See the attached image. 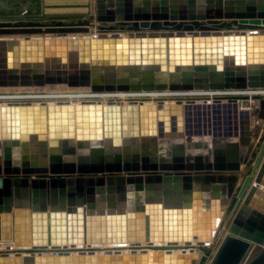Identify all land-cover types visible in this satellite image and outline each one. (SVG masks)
<instances>
[{
  "label": "water",
  "instance_id": "water-1",
  "mask_svg": "<svg viewBox=\"0 0 264 264\" xmlns=\"http://www.w3.org/2000/svg\"><path fill=\"white\" fill-rule=\"evenodd\" d=\"M93 7L96 31L111 35L0 23V92L264 87V0ZM254 99L250 110L235 100L0 104V240L25 248L0 264H264V97ZM126 243L140 252H116Z\"/></svg>",
  "mask_w": 264,
  "mask_h": 264
},
{
  "label": "bare ground",
  "instance_id": "bare-ground-1",
  "mask_svg": "<svg viewBox=\"0 0 264 264\" xmlns=\"http://www.w3.org/2000/svg\"><path fill=\"white\" fill-rule=\"evenodd\" d=\"M26 24V23H22ZM88 22H78L77 24L71 25H81V26H89ZM20 25V24H18ZM33 25H37L33 22ZM94 26L93 28L96 30ZM234 31H245L248 32L249 29L244 28L239 30L235 27ZM111 35V32L105 33H89V34H82L83 36H90V35ZM121 36H127V30L123 32H118ZM78 35H68L70 36H77L83 37ZM39 37V36H38ZM46 37H52L50 34H45L43 39ZM60 86V91H55ZM13 92L5 91L0 93V104L5 105L12 102H22V101H31L34 104L40 103H48V104H55V103H102L106 105H115L117 103H124V104H131V103H142V104H159V103H212L213 101H227V100H235L238 104L241 101L251 99L254 95H264V87L259 88H245V89H225V90H216V91H115V92H94L91 91L89 88H81V87H68L67 85H45L42 87H14L11 88ZM24 90V91H22ZM60 92V93H59ZM23 99V100H22ZM264 133V130H263ZM247 167H242V174L244 175L247 172ZM229 216H225L223 220V225L226 224L227 219ZM225 231V230H224ZM223 231V235L227 232ZM221 232V229H218L216 233ZM222 234V232H221ZM216 235V234H215ZM111 245L106 246H97V247H114ZM212 244H209L211 246ZM184 246V245H182ZM193 246V245H192ZM196 246V245H194ZM117 251L120 253H130V252H140L138 248L130 243L126 244H119L116 246ZM24 247H16L15 244L11 241L7 240H0V253H10L13 255L20 254L24 255ZM192 248L188 249L187 252H190ZM185 249L175 250V252H181ZM193 250V249H192ZM145 251V250H141ZM21 252V253H18ZM216 253V248L214 254ZM212 259L207 262V264H211ZM206 264V263H205Z\"/></svg>",
  "mask_w": 264,
  "mask_h": 264
},
{
  "label": "rangeland",
  "instance_id": "rangeland-1",
  "mask_svg": "<svg viewBox=\"0 0 264 264\" xmlns=\"http://www.w3.org/2000/svg\"><path fill=\"white\" fill-rule=\"evenodd\" d=\"M93 3L94 0H0V23L17 25L35 22L40 25H54L88 22L90 32L68 34L83 36L96 32L93 28V25L97 24ZM35 35L41 38L44 36L43 34ZM60 90V86L55 89V91Z\"/></svg>",
  "mask_w": 264,
  "mask_h": 264
},
{
  "label": "built area",
  "instance_id": "built-area-1",
  "mask_svg": "<svg viewBox=\"0 0 264 264\" xmlns=\"http://www.w3.org/2000/svg\"><path fill=\"white\" fill-rule=\"evenodd\" d=\"M255 96H260V95H254L251 99L241 101V103L239 104L240 108L247 110L253 109L255 106V99H254ZM260 97H264V95Z\"/></svg>",
  "mask_w": 264,
  "mask_h": 264
},
{
  "label": "crops",
  "instance_id": "crops-1",
  "mask_svg": "<svg viewBox=\"0 0 264 264\" xmlns=\"http://www.w3.org/2000/svg\"><path fill=\"white\" fill-rule=\"evenodd\" d=\"M239 184V183H238Z\"/></svg>",
  "mask_w": 264,
  "mask_h": 264
}]
</instances>
